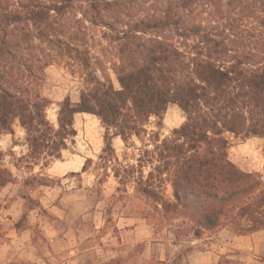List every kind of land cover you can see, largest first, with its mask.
I'll use <instances>...</instances> for the list:
<instances>
[{
  "label": "trees",
  "instance_id": "1",
  "mask_svg": "<svg viewBox=\"0 0 264 264\" xmlns=\"http://www.w3.org/2000/svg\"><path fill=\"white\" fill-rule=\"evenodd\" d=\"M71 1L33 3L25 15L5 14L2 43L11 22L27 19L40 28L53 13H64ZM83 1L95 11L105 3ZM195 2L174 0L161 15L135 23L131 32L144 40L113 65L119 87L110 77L96 75L82 57L88 86L80 90L77 102L67 96L59 103L58 127L47 117L48 98L31 94L22 84L0 83V131L13 133L18 120L27 131L30 156L47 162L60 157L67 139L76 135V113H93L105 127L100 158L111 164L117 189L124 186L128 192L133 185L155 204L159 223L174 226L177 239L224 229L249 234L264 229V170L247 171L232 161L228 134L264 138V7H259L263 30L247 35L235 18L211 16L213 22H199L188 9ZM253 36L256 42L249 41ZM171 103L180 106L186 119L161 138L148 125L152 117L161 125ZM116 137L134 147L135 138L143 143L137 147L136 163L119 160ZM12 180L11 169L0 165V190ZM166 182L173 187L172 200L160 191ZM142 217L149 221L148 215ZM156 262L175 264L169 259Z\"/></svg>",
  "mask_w": 264,
  "mask_h": 264
},
{
  "label": "rangeland",
  "instance_id": "2",
  "mask_svg": "<svg viewBox=\"0 0 264 264\" xmlns=\"http://www.w3.org/2000/svg\"><path fill=\"white\" fill-rule=\"evenodd\" d=\"M52 1L0 0V83L22 84L31 94L40 93L48 98L47 117L58 127L59 103L67 96L77 102L80 90L88 86V70L82 65L81 58L86 57L96 75L110 77L119 87L113 65L121 57L126 58L130 49L144 40L135 37L131 29L141 19L161 15L174 0H105L99 11L83 0H72L64 13H53L40 28L27 19L11 22L6 41L2 43L5 35L1 20L5 14H24L30 4ZM229 1L196 0L188 9L197 15L199 22H213L211 16L222 15L229 21L235 18L238 29L247 35L263 30L259 7H264V0ZM250 39V42L257 41L254 36ZM185 119L180 106L171 103L161 125L157 124L156 117H152L148 129L159 131L164 138ZM74 127L77 133L67 139V147L62 149L60 157L47 162L42 156L37 159L30 156L27 131L18 120L13 125V133L0 131V165L13 172L12 182L0 190V244L10 242L12 229L19 221L20 227L31 228L32 236L24 246L18 242L10 244L9 259L12 262L38 264L32 260L38 253L49 259V264H67L70 250L76 248L67 247L62 239L65 234L74 239V233L78 232L85 239L86 247H95L86 256L91 263L101 252V241H113L115 234L124 241L123 231L117 228V218L119 220V216L125 214L148 215V224L157 230L149 239L161 243L152 244V260L141 261L139 252L135 251L124 264H157V256L162 250L166 251L170 262L175 260V264H204V251L210 249L217 253L218 243L235 234L228 229L207 233L201 238L181 235L177 239L174 226L159 223L155 204L137 192L133 185H128V192L124 191V186L122 190L117 189L119 184L111 164H103L100 158L105 146V127L101 119L89 112L76 113ZM228 136L231 160L244 170L263 172L264 138H242L231 133ZM134 140L136 147L126 145L121 137L113 140L119 160L125 164L136 163L140 153L137 147L143 146L140 140ZM148 171L146 167L145 172ZM160 191L166 199L174 198L170 183L166 182ZM53 204L56 206L50 209ZM63 209L66 216L60 218L59 214L65 215ZM53 228L61 233V242L54 245L50 240ZM67 228H72L71 232H67ZM262 230V234H257L259 239L264 238ZM143 246L137 245L136 249ZM227 253L236 256L223 254L218 264H264V239L257 240L253 250ZM210 255L215 257L214 253ZM39 263L46 264L44 261Z\"/></svg>",
  "mask_w": 264,
  "mask_h": 264
},
{
  "label": "crops",
  "instance_id": "3",
  "mask_svg": "<svg viewBox=\"0 0 264 264\" xmlns=\"http://www.w3.org/2000/svg\"><path fill=\"white\" fill-rule=\"evenodd\" d=\"M56 205L53 204V206H49L50 209H53ZM64 214H59L60 218H65L66 216V210H64ZM104 212L101 211V214ZM59 218V217H58ZM121 220L123 223H121ZM98 227L100 225H97ZM117 228L123 231L124 241H121V238L115 234L113 237V241H109L106 239L99 243L101 247V252L98 255V258L93 261L89 262L87 257L89 255V251L93 250L95 247H86L84 244V240L82 239L78 232L74 233V239L72 235H69V237H66V234L64 235L62 241L66 244L67 247H75L76 249L70 250L69 258L67 259V264H107L109 262H112L113 260H120V264H124L125 261H129L132 257V252L135 253V251L139 252V256L141 258V261L147 262L148 260H152V244H160L161 242L150 240L149 238L153 237L154 234L157 232L156 228L154 226H151L148 224V221L146 218L142 216H136L132 214H125L120 215L119 220L117 218ZM72 228H67V232H71ZM118 230V229H117ZM228 230L224 229L220 231L219 233ZM11 233V239L8 243H2L0 244V263L3 264V262H10V264H19L16 262H12L11 259H9V246L12 243L18 242L22 244L23 246L32 239L31 236V228L30 227H17L16 225L13 227ZM263 230L255 231L249 234H233L230 236L227 240H222L217 245V253L213 250H206L203 252V259L202 262L204 264H218V259L223 257V254L226 256H236V254H229L228 251H244V250H253L255 246L257 245V240H263L262 238L259 239L257 234H262ZM59 231L57 228H53L52 236L50 237V240L52 241V245L56 244L58 241L61 242ZM260 236V235H259ZM148 243L151 245L148 246ZM144 244L143 248L140 250L136 249L137 245ZM82 247V249H81ZM214 253L215 257L213 255H210ZM41 254L36 253L35 259L33 260V263L40 261H44L46 264H49V259H45ZM103 258V259H101ZM213 258V259H212ZM168 255L166 251L162 250L159 252L157 256V260H167ZM8 260V261H7ZM200 260V259H199Z\"/></svg>",
  "mask_w": 264,
  "mask_h": 264
}]
</instances>
